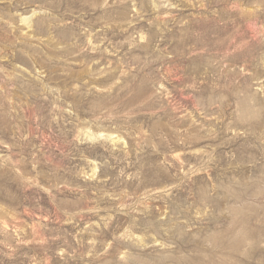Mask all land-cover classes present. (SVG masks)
<instances>
[{
	"label": "rangeland",
	"instance_id": "1",
	"mask_svg": "<svg viewBox=\"0 0 264 264\" xmlns=\"http://www.w3.org/2000/svg\"><path fill=\"white\" fill-rule=\"evenodd\" d=\"M0 264H264V0H0Z\"/></svg>",
	"mask_w": 264,
	"mask_h": 264
}]
</instances>
